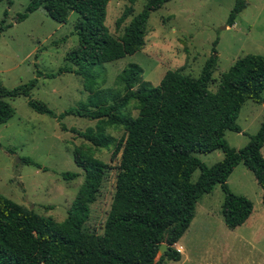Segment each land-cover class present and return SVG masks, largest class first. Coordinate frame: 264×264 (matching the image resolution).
Returning <instances> with one entry per match:
<instances>
[{
    "label": "trees",
    "instance_id": "16d2710c",
    "mask_svg": "<svg viewBox=\"0 0 264 264\" xmlns=\"http://www.w3.org/2000/svg\"><path fill=\"white\" fill-rule=\"evenodd\" d=\"M108 0H28L15 21L42 7L59 23L70 12L77 14L73 32L77 44L65 59L77 65L64 66L60 72H72L86 82L92 76L89 69L115 61L140 50L144 43L150 12L169 0H147L140 11L132 15L118 37L111 36L104 25ZM8 6L11 0H6ZM132 2V0H129ZM245 7L244 0H233L226 26ZM126 6L115 20V28L130 15ZM7 10L2 11L6 17ZM0 31L11 24H2ZM215 39L212 43V52ZM217 69L216 56L209 55L197 76L182 74L179 69L166 70L156 85L141 80V68L128 63L116 76L123 93L111 95L106 103L104 94L89 92L78 106L53 113L43 102L27 100L37 113L54 117L62 131H70L90 144L106 148L110 143L97 126L78 131L66 129L60 123L65 115L86 117L117 124L123 135L111 155L119 154L109 210L100 234L84 227L89 204L96 198L106 163L89 154L73 151V162L83 170V180L77 189L66 216L61 221L43 217L0 194V264H164L178 261L180 252L173 247L187 229L196 201L218 184L222 191L220 214L224 226L234 229L241 225L252 210L250 200L231 192L226 183L232 169L242 163L253 175L260 188L264 204V110L257 131L248 136L241 148H233L224 139L226 130L240 132L235 119L246 100L262 103L264 91V55L245 54L221 74L214 91L208 88L212 73ZM39 75V72H36ZM31 78L12 88L0 84V124L13 115L5 98L28 97L35 86ZM130 100L137 110L135 116L123 112ZM219 149L222 157L212 165L201 162L194 153H209ZM34 164L29 158H21ZM36 167L38 165L35 164ZM198 170L195 180L192 173ZM75 172L61 173L71 180ZM161 243L167 248L160 256Z\"/></svg>",
    "mask_w": 264,
    "mask_h": 264
},
{
    "label": "rangeland",
    "instance_id": "374dc122",
    "mask_svg": "<svg viewBox=\"0 0 264 264\" xmlns=\"http://www.w3.org/2000/svg\"><path fill=\"white\" fill-rule=\"evenodd\" d=\"M11 1L8 6L6 0H0V20L3 19V25L11 24L0 31V84L12 88L31 78L36 83L28 97L5 98L13 108V115L0 124V194L40 216L61 221L83 180V170L73 162V151L89 154L107 165L84 222V227L95 234L102 232L114 191L120 152L111 153L123 135L122 128L104 119L73 115L61 118L60 123L66 129L96 130L99 126L110 143L106 148L97 147L70 131H62L54 117L35 112L27 100L41 101L59 114L85 100L89 94L83 87L85 83L87 89L104 94L109 103L112 94L123 93L116 76L128 63L141 68V80L156 85L166 70L179 69L182 74L197 76L210 54L216 56L217 64L208 85L214 91L221 74L235 59L245 54L264 55V0H244L245 7L230 26L225 21L233 0H169L150 12L140 50L90 68L92 77L84 82L72 72H57L64 66L77 68L65 59L66 53L77 44L73 32L77 14L70 12L66 21L59 23L38 7L16 22L17 13L24 10L28 0ZM146 1L108 0L104 19L108 33L118 37ZM128 5L132 12L115 28L116 18ZM4 9L7 14L3 18ZM261 97L264 100V91ZM263 110L262 103L246 100L235 119L240 132H224L227 144L235 149L243 147L248 136L257 131ZM123 112L136 115L133 100ZM260 153L264 158V145ZM194 155L204 164L212 165L221 159L222 152L216 149ZM24 157L34 164L22 162ZM64 172H75L76 176L63 180ZM197 175L195 170L191 180ZM226 183L231 192L250 200L249 218L234 229H227L220 214L222 191L214 184L210 192L196 201L187 229L173 245L180 252L179 260H165L164 264H264V204L260 188L242 163L232 169Z\"/></svg>",
    "mask_w": 264,
    "mask_h": 264
},
{
    "label": "water",
    "instance_id": "95a60500",
    "mask_svg": "<svg viewBox=\"0 0 264 264\" xmlns=\"http://www.w3.org/2000/svg\"><path fill=\"white\" fill-rule=\"evenodd\" d=\"M17 161H19V160L17 159ZM166 248H167L166 244L165 243H161L159 245V247H158V250H157V256H160L162 254V252L164 250H166Z\"/></svg>",
    "mask_w": 264,
    "mask_h": 264
},
{
    "label": "crops",
    "instance_id": "0c3cea01",
    "mask_svg": "<svg viewBox=\"0 0 264 264\" xmlns=\"http://www.w3.org/2000/svg\"><path fill=\"white\" fill-rule=\"evenodd\" d=\"M249 216H250V215H249ZM249 216H248V218H249ZM248 218H247V219H248ZM247 219H246V220H247Z\"/></svg>",
    "mask_w": 264,
    "mask_h": 264
}]
</instances>
